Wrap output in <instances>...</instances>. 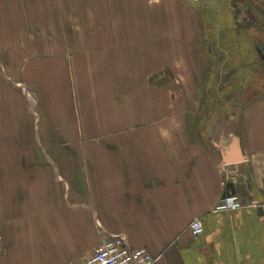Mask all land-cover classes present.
Here are the masks:
<instances>
[{"label":"crops","instance_id":"0c3cea01","mask_svg":"<svg viewBox=\"0 0 264 264\" xmlns=\"http://www.w3.org/2000/svg\"><path fill=\"white\" fill-rule=\"evenodd\" d=\"M29 2L0 0V264H76L112 234L158 264H264V212H212L229 182L247 205L264 195L258 0H156L152 43L129 44L69 37L64 0ZM49 8L60 42L37 40Z\"/></svg>","mask_w":264,"mask_h":264},{"label":"rangeland","instance_id":"374dc122","mask_svg":"<svg viewBox=\"0 0 264 264\" xmlns=\"http://www.w3.org/2000/svg\"><path fill=\"white\" fill-rule=\"evenodd\" d=\"M63 7L65 9L64 14L66 13L67 22L71 25L77 24V26L82 28V33L80 35H69V37H80L83 38L85 42H92L93 40L98 41H111L114 43H127L130 42H138V43H152V39H154L155 35L153 34H145L142 33L141 25L143 26H155L157 23L155 21L154 16H148L143 17V12L151 13L156 8H158V4L156 0H101L100 3V14H99V8L96 6V2L94 0H85L80 5H71L70 1L72 0H64ZM152 1V2H151ZM29 2V0H28ZM81 2V1H80ZM31 3V2H29ZM258 9L264 12V3H262L260 0L256 3ZM125 6V7H124ZM159 9V8H158ZM48 14H45L46 19V29L37 28L39 31L37 32V40H45L51 42H60L62 41V33H60V26L57 24V21L54 19V13L51 10V8L47 11ZM142 14V16H141ZM209 20H204V17H201L199 24L201 26L207 28L208 26L214 25L215 16H211L208 18ZM256 19V18H255ZM38 21V17L36 18ZM258 21V19H256ZM208 21V23L206 22ZM59 23L62 24L61 21ZM126 26V31L121 30V26ZM92 26H101L99 33H95L94 35L90 33V28ZM113 26L112 32L107 33V30H104V27ZM264 27L260 28L259 32L257 29L254 31H250L249 33L252 34L253 42L259 41V38L264 40ZM119 31V32H118ZM151 32V30H150ZM92 37V38H91ZM144 37V38H143ZM147 37L150 38V41H147ZM96 38V39H95ZM230 42V41H229ZM228 43V42H227ZM226 43V44H227ZM232 43H228V46H231ZM39 45H37V50H39ZM54 49H52L53 52H59V46L53 44ZM127 46V45H126ZM153 46V45H152ZM257 56H255V62L259 65V60H257ZM209 67V66H208ZM208 67H206L208 69ZM134 66L127 64V74L134 73ZM153 68V67H152ZM258 71H260V65L258 66ZM131 69V70H130ZM215 69V68H214ZM217 69L214 71L215 79L218 78V75L216 73ZM210 71V70H209ZM207 75L208 76V73ZM187 74V73H186ZM197 74L201 75L203 77L204 72V66L197 67ZM187 84V83H184ZM182 86V83L180 84ZM203 89V87H202ZM214 89L207 93V96L205 98V104L207 106L209 105V102L211 100V96H215ZM128 96V95H127ZM127 101V105H131L134 109L139 110V99L137 97H133L131 100L129 97L125 98ZM246 101V99H245ZM34 101H30L31 107L34 109L35 106L32 104ZM189 104V103H188ZM204 104V97L197 98L196 102H192L190 107H196L200 106L202 107ZM206 106V107H207ZM130 107V106H129ZM132 110V108H131ZM200 112V109H199ZM205 106L201 110L200 114L196 115H190L189 119L191 117H195L197 121L201 120L203 121L205 117H207ZM133 117L134 114L130 113ZM140 116V115H139ZM182 117L184 115H181Z\"/></svg>","mask_w":264,"mask_h":264},{"label":"built area","instance_id":"2783aa9c","mask_svg":"<svg viewBox=\"0 0 264 264\" xmlns=\"http://www.w3.org/2000/svg\"><path fill=\"white\" fill-rule=\"evenodd\" d=\"M248 206L264 212V195L263 199L252 201L247 205L235 193L218 201L212 212H230ZM190 228L193 235L198 237L204 231L202 220L194 219ZM4 250V240L0 229V257L3 256ZM76 264H158V258L147 247H132L125 235L112 234L105 237L92 249L89 256L81 258Z\"/></svg>","mask_w":264,"mask_h":264},{"label":"water","instance_id":"95a60500","mask_svg":"<svg viewBox=\"0 0 264 264\" xmlns=\"http://www.w3.org/2000/svg\"><path fill=\"white\" fill-rule=\"evenodd\" d=\"M258 51H259V53H260V55H261V59L264 60V46L261 45L260 47H258ZM235 193H236V189H235V187H234V183L229 182V183L227 184V190H226V192L224 193L223 198H225V197H227V196H229V195L235 194Z\"/></svg>","mask_w":264,"mask_h":264}]
</instances>
